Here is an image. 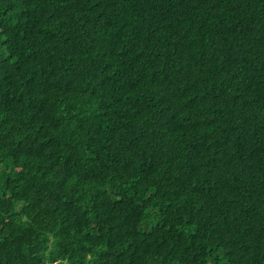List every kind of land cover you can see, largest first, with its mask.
I'll return each instance as SVG.
<instances>
[{"label":"trees","instance_id":"trees-1","mask_svg":"<svg viewBox=\"0 0 264 264\" xmlns=\"http://www.w3.org/2000/svg\"><path fill=\"white\" fill-rule=\"evenodd\" d=\"M0 264H264V0H0Z\"/></svg>","mask_w":264,"mask_h":264}]
</instances>
